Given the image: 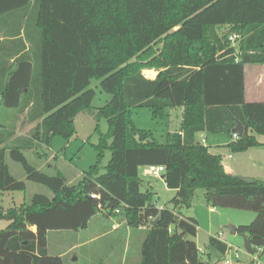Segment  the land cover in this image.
<instances>
[{
    "label": "trees",
    "instance_id": "16d2710c",
    "mask_svg": "<svg viewBox=\"0 0 264 264\" xmlns=\"http://www.w3.org/2000/svg\"><path fill=\"white\" fill-rule=\"evenodd\" d=\"M221 26L228 31L219 32ZM231 32L240 36L234 46ZM263 64L264 0H0V111L15 109L21 126L34 124L17 136L0 124V192L26 187L11 174L8 155L27 181L52 194L0 207V219L8 221L0 229V264H72L66 254L49 252L48 233L88 229L97 214L106 224L97 239L121 235L120 264H209L187 238L196 235L197 220L179 212L191 207L197 188L212 207L254 211L237 233L263 254L264 180L226 172L222 157L195 140L202 132L232 136L239 122L243 133L228 151L264 147L256 139L264 138V101L247 102L244 81L246 65ZM149 69L157 71L154 78L143 74ZM91 79L110 95L102 107L91 105ZM136 107L159 119L182 108L178 130L159 143L133 123ZM80 112L107 122L104 134L94 128L95 164L69 183L60 171L50 175L29 163L24 151L46 156L37 148L49 151L55 136L68 142ZM104 149L110 157L101 166ZM148 165L164 166L162 179L175 190L171 208L156 207L154 192L141 190L139 170ZM111 218L123 223L111 230ZM135 232L133 256L128 243ZM207 246L219 259L229 248L217 236Z\"/></svg>",
    "mask_w": 264,
    "mask_h": 264
},
{
    "label": "rangeland",
    "instance_id": "374dc122",
    "mask_svg": "<svg viewBox=\"0 0 264 264\" xmlns=\"http://www.w3.org/2000/svg\"><path fill=\"white\" fill-rule=\"evenodd\" d=\"M226 31H228V27H219V32L223 33ZM232 33L236 32H231V34ZM235 43L236 42H233L231 44L234 46ZM144 71L145 70H143V72ZM146 74V77H155L157 71L156 73L147 71ZM89 88L93 89L95 92L91 102L94 108L102 107L110 99V95L101 90L98 80L91 79ZM178 113V109H174V111H171L173 115H166L163 119H159L153 118L148 108L136 107L131 111V118L137 128L149 131L159 143H164L166 131L169 130L174 132L178 127ZM20 119L21 116L18 115L15 109H4L0 111V124H4L7 129L13 130V136L26 134L27 130L34 125L29 124L21 126L22 123L20 124ZM96 123L99 131L103 134L106 133L107 122L104 118H100L97 122L88 113H78L74 118L76 132L70 140L65 142L63 138L55 136L52 139L49 151L44 147H38L37 151L39 153L46 152V156H36L33 151H24L29 163L50 175H54L57 171H60L69 183L77 182L81 175L96 162L97 151L94 145L98 143L99 139L98 132L94 131ZM256 138L258 140H263V136L261 135H256ZM63 146H66L64 154L61 152ZM253 150L255 151L258 149L255 148ZM259 150L264 152L263 149ZM57 153L58 155L56 156ZM109 157L110 151L104 149L100 163L101 166L106 165ZM261 160L264 162L263 157ZM5 161L11 174L23 180L26 187L24 190L0 192V207L8 208L13 205L18 206L24 202L28 203L32 195L36 193L44 194L48 197L52 196L50 190L46 186L25 179V174L20 163L11 160L8 155H6ZM247 166L249 167V165ZM259 169H261V167H259L258 164L249 168L255 175L259 173ZM139 174L142 180L141 190H145L149 185L153 187V201L156 203V206L162 207L165 205L171 208L172 204L170 203V198L173 192L166 187L164 181L160 177L156 178L150 175H143L142 169L139 170ZM261 177L264 178V173H262ZM179 212L185 217H194L198 222L196 235L187 236V238L192 239L196 243L201 253L200 256L202 261L209 262L210 260L212 264L224 263V258L219 259L220 257L218 256L220 254L207 246L208 238L217 235L229 246V254L226 256L225 260L231 262L230 264H247L248 259L251 261L252 257H256L261 263H264V253L261 254L258 251L251 254L247 253L244 248L242 236L238 233L231 234L226 228L228 224L234 226L249 224L256 216L254 211L227 206H217L213 208L205 201L204 189L197 188L191 207H181ZM96 218L98 219H93L89 224L84 237L98 235L101 228L106 225L99 221V218H103L102 215L98 216L97 214ZM7 224V220L0 219V229L5 228ZM59 232L61 231H50L48 233V247L50 253H57V250L67 247L68 244L72 242V240L65 237V235H59ZM65 233L69 234L70 232ZM120 236L119 233H111L104 238L93 239L83 247L65 252L66 255L64 256V260L72 264H81L84 259L87 261L85 262L86 264H99L100 262H102L101 264H120L119 251L122 249V243L119 241ZM138 242V233L135 232L134 238L128 243L130 253L133 256L137 251ZM208 253H211L210 259H208ZM235 254L238 255L237 258H235Z\"/></svg>",
    "mask_w": 264,
    "mask_h": 264
},
{
    "label": "crops",
    "instance_id": "0c3cea01",
    "mask_svg": "<svg viewBox=\"0 0 264 264\" xmlns=\"http://www.w3.org/2000/svg\"><path fill=\"white\" fill-rule=\"evenodd\" d=\"M145 71L146 72L152 71V72L156 73V71L153 69H149V70H145ZM143 74H144V72H143ZM149 78H154V77L152 76ZM244 81H245V100L247 102L264 101V64L263 65H246L244 68ZM174 109H178V112H179L178 113V117H179L178 127L174 130V131H176V130H178L180 122H181L182 108L177 107V108H173V109H167L165 116L170 115L171 111H174ZM171 115H173V114H171ZM171 132H173V131L167 130L166 134L171 133ZM195 140L197 142H201L203 145L207 146L211 153L218 154L222 157L221 162H222L223 168L226 172L240 176V177L245 176V177L250 178V179L264 180V178L261 177L262 173H264V162L261 160L262 157L264 158V152L259 150V149L264 150L263 146L252 147V148L247 149L244 152L230 153L225 146L232 140L231 135L209 134V133H203L202 132V133L196 134ZM258 141L263 142L264 138H263V140H258ZM255 148H257L258 150L254 151L253 149H255ZM225 152H226V154H225ZM256 164H258V166L261 167V169H259V173L257 175H255V173L252 170H249V168L256 166ZM247 165H249V167ZM143 175H144V173H143ZM160 178H161V176H160ZM147 188H150V190H153L152 189L153 187L151 185H149ZM170 190L173 192V195H172V197H173L175 195V190H173V189H170ZM172 197L170 198V200L172 199ZM155 205H156V203H155ZM164 206L165 205H163L162 207H164ZM158 208H160V206ZM211 210H212V208H211ZM190 217H192V216H190ZM110 220L112 222L111 230L117 229L118 226L121 223H123V221L119 222L114 218H111ZM237 227L238 226H236V228ZM86 231H87V229L78 230L77 232H72L69 234L65 233V232H59L60 233L59 235H61V236L65 235V237L72 240V242L69 243L67 247L60 248L59 250H57L56 251L57 254L65 255V252H68L72 249H76L79 246L87 244L88 242H90L96 238V236L84 237ZM127 232L129 233V231H127ZM217 237L219 238V236H217ZM220 240L222 241V239H220ZM228 254H229V248H228V251L226 253V256ZM226 256L224 257V260H225ZM122 258H124V257H122ZM224 260H223V262H224L223 264H230L231 263L228 260H227L228 262L225 263L226 260L225 261ZM209 264H212V263L209 261ZM247 264H251L250 259H248Z\"/></svg>",
    "mask_w": 264,
    "mask_h": 264
},
{
    "label": "built area",
    "instance_id": "2783aa9c",
    "mask_svg": "<svg viewBox=\"0 0 264 264\" xmlns=\"http://www.w3.org/2000/svg\"><path fill=\"white\" fill-rule=\"evenodd\" d=\"M240 36L239 34H236V33H232L228 36V40L233 43L236 41V39H238ZM238 138V133H233L232 134V139L236 140ZM164 166L163 165H148V166H145L142 170H143V173L144 175H150L152 177H160L162 175V173L164 172ZM90 198H99L98 195H95V194H91L90 195ZM117 212V211H116ZM256 251H258L259 253L262 251V248L260 247H257L256 248ZM254 253V251H253ZM238 255L235 254V258H237ZM228 261L226 260L225 263H227ZM251 264H264V263H261L259 259H257L256 257H252L251 259Z\"/></svg>",
    "mask_w": 264,
    "mask_h": 264
},
{
    "label": "water",
    "instance_id": "95a60500",
    "mask_svg": "<svg viewBox=\"0 0 264 264\" xmlns=\"http://www.w3.org/2000/svg\"><path fill=\"white\" fill-rule=\"evenodd\" d=\"M234 129L239 135H241L243 133V127L239 122L236 123V126ZM162 178H163V176L161 175V179ZM240 178L246 182L251 181V179L247 178V177H240ZM155 222H156V219L152 220L151 224H154ZM226 228L229 230V232L231 234H235L237 232V228L234 225L228 224V225H226ZM240 235L242 236V238L244 240V248H245L246 252L249 254L253 253V248L251 246L249 239L244 234H240Z\"/></svg>",
    "mask_w": 264,
    "mask_h": 264
}]
</instances>
